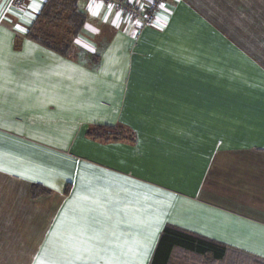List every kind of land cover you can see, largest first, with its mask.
<instances>
[{"label":"crops","instance_id":"0c3cea01","mask_svg":"<svg viewBox=\"0 0 264 264\" xmlns=\"http://www.w3.org/2000/svg\"><path fill=\"white\" fill-rule=\"evenodd\" d=\"M46 1L0 0V264H151L167 224L264 259V0H165L140 32L77 0L76 34Z\"/></svg>","mask_w":264,"mask_h":264},{"label":"trees","instance_id":"16d2710c","mask_svg":"<svg viewBox=\"0 0 264 264\" xmlns=\"http://www.w3.org/2000/svg\"><path fill=\"white\" fill-rule=\"evenodd\" d=\"M77 0H47L40 11L37 22L48 20L53 17L61 18L68 15L67 22L73 27V33L80 31L83 24V17L77 11ZM53 16H50V15ZM37 26L33 25L27 36L40 41L44 46L54 49L63 54L67 51V46H57L47 38L38 36L35 31ZM87 134L100 140L119 139L127 136L128 132L120 126H97L88 128ZM33 192L36 186L33 185ZM184 250L193 254L192 264H264V259L234 250L217 241L196 235L180 228L165 225L160 233L151 264H168L173 255L174 249Z\"/></svg>","mask_w":264,"mask_h":264},{"label":"built area","instance_id":"2783aa9c","mask_svg":"<svg viewBox=\"0 0 264 264\" xmlns=\"http://www.w3.org/2000/svg\"><path fill=\"white\" fill-rule=\"evenodd\" d=\"M24 0H11L12 6L21 8ZM86 1V0H79ZM110 7L116 8L120 13L135 24L137 32L149 26L160 10V5L165 0H150L146 5L141 4L139 0H97Z\"/></svg>","mask_w":264,"mask_h":264},{"label":"snow or ice","instance_id":"6c2138e0","mask_svg":"<svg viewBox=\"0 0 264 264\" xmlns=\"http://www.w3.org/2000/svg\"><path fill=\"white\" fill-rule=\"evenodd\" d=\"M35 4V0H31L30 3L26 4L24 8L21 9L22 12L26 11L28 8H31L33 7V5ZM160 7H164L163 4L160 5ZM13 15L16 16V18L18 20H20L21 22L24 21V16L23 15H20V14H15L13 13ZM2 19H7V17H3ZM30 22V21H29ZM8 23H13L12 20L8 19ZM14 27L19 30V31H25V29L21 26L20 23H15L14 24ZM86 199H89L86 197ZM97 203H99V201H97ZM103 206V205H102ZM87 228V225L85 224L84 226H82V228L80 229V235H84L85 234V230ZM115 236V233H98L96 236L94 237H91L90 239L92 240H95V243L93 244H90L88 247H87V251L90 253V254H93V256L95 258H100L102 257L103 255H105L109 249H110V246L112 245L113 243V240H112V237ZM148 247L149 245L148 244H145L144 245V252H143V255H146L147 254V250H148ZM79 250V249H78Z\"/></svg>","mask_w":264,"mask_h":264},{"label":"rangeland","instance_id":"374dc122","mask_svg":"<svg viewBox=\"0 0 264 264\" xmlns=\"http://www.w3.org/2000/svg\"><path fill=\"white\" fill-rule=\"evenodd\" d=\"M35 33L37 34V32L35 31ZM39 34V33H38Z\"/></svg>","mask_w":264,"mask_h":264}]
</instances>
